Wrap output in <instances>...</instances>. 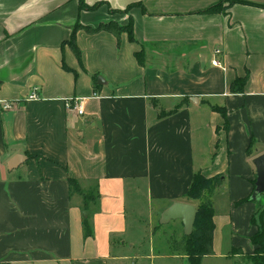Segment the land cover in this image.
<instances>
[{"label":"crops","instance_id":"0c3cea01","mask_svg":"<svg viewBox=\"0 0 264 264\" xmlns=\"http://www.w3.org/2000/svg\"><path fill=\"white\" fill-rule=\"evenodd\" d=\"M83 1L101 4L0 0V99L16 101L0 111V264H125L128 210L140 224L139 199L156 202L158 215L185 201L196 171L219 175L213 192L227 195L221 212L214 207L211 255L251 253L257 206L236 203L251 193L252 159L264 152V0L217 13L206 9L219 0ZM129 19L133 40L86 29ZM236 77L245 81L232 92ZM34 87L38 98L28 99ZM71 96L86 99L82 115L65 107ZM68 177L98 188L86 215Z\"/></svg>","mask_w":264,"mask_h":264},{"label":"trees","instance_id":"16d2710c","mask_svg":"<svg viewBox=\"0 0 264 264\" xmlns=\"http://www.w3.org/2000/svg\"><path fill=\"white\" fill-rule=\"evenodd\" d=\"M235 1L237 0H219L218 3L208 7L206 11L211 13H217L218 11L225 10V8L228 5L233 4V2ZM78 2L80 9H89V10H94L98 7L99 4H101L100 1H98L93 5H87L83 0H78ZM223 3H226V5H223ZM131 5L132 4L126 6L125 10L121 12H127L129 6ZM115 10L116 9H113L111 10V12ZM87 27L89 26H86V29H88L89 31H98L100 28H103L108 31H111L113 34L116 35L121 31H125L130 40L134 39L132 33L133 23L131 22L130 19L128 20L126 25H118L117 23L105 22V23H100L99 26L95 28L89 27L90 28L89 29ZM72 36H73V32L70 37L71 40L70 43L72 45V49L74 53L77 54V56H79L78 48L74 43V41L72 40L73 38ZM135 56L138 64L142 65L143 64L142 50L136 51ZM244 81H245L244 77L242 78L236 77L234 81L230 84V90L232 92L241 90ZM215 109L219 110V112L222 114L224 118L222 125L225 129H227L228 125H227L226 111L223 108L222 109L215 108ZM252 145H253V140L251 139L250 145L248 147V153ZM67 181H68L69 195L71 196L74 193L78 194L81 197V202L83 204L84 209L86 210L89 209L91 203L92 206L97 205V201L99 198L98 188L94 187V189L86 191L81 188L76 178L68 177ZM220 184L221 181L219 175L205 177L200 171H196L193 173L192 179L189 184V188L187 189L184 196L185 201H192L195 202L196 204L197 210L195 213L196 216L192 226V232L189 235H187L182 231L179 240H174L173 238L171 239L172 241L171 244L177 246L179 252L181 251L182 254H184L186 261H188V264H201L202 257L210 256L211 254L214 253L213 245H212L213 231H214L213 230L214 206L211 196L213 190L216 189L218 186H220ZM253 188H254V184H253ZM262 195L264 196V192L262 193ZM249 196L240 199L236 203L238 205L239 203L245 201L258 202L256 210L253 213V216L249 220L250 225L252 224L254 225V223H256L257 225V230L254 231V233L250 236V243L254 247L251 253H244V255L250 261V264H264V228L262 223V219H263L262 211L264 210V202H260L258 200H251L249 199ZM83 234L85 236L91 234L88 218L83 219ZM229 253L236 254L243 252L240 247L239 248L232 247Z\"/></svg>","mask_w":264,"mask_h":264},{"label":"rangeland","instance_id":"374dc122","mask_svg":"<svg viewBox=\"0 0 264 264\" xmlns=\"http://www.w3.org/2000/svg\"><path fill=\"white\" fill-rule=\"evenodd\" d=\"M226 196L225 191L219 192L216 190L213 192L211 198L216 211L221 212L225 208ZM254 202L257 206L258 202ZM156 204V202L152 201L151 204L146 205L145 202L139 199L135 210L141 212L139 216H146L145 218L143 217L144 219L140 224H136L133 219L135 214L131 210H128L127 220L129 222V230L127 231L126 238L134 242V248H126V253L128 254L129 252V256L121 260L125 264H188L184 254L181 251L179 252L177 246L171 244L172 238L179 240L182 233V225L178 220H170L167 223L159 225L158 210L160 207L155 206ZM148 207L151 209L154 207L153 211L150 210L152 213L150 217H147ZM85 211L87 212L88 210ZM229 248L225 247L219 253L224 256L217 253L215 255L204 256L201 259V264H250L244 253L230 254Z\"/></svg>","mask_w":264,"mask_h":264},{"label":"water","instance_id":"95a60500","mask_svg":"<svg viewBox=\"0 0 264 264\" xmlns=\"http://www.w3.org/2000/svg\"><path fill=\"white\" fill-rule=\"evenodd\" d=\"M101 77L98 78V82H100ZM21 155L15 154L8 160L7 167L9 169L15 166L18 158ZM252 163L254 165V169L256 170V176L254 179V188L251 192L249 199L258 200L260 202H264V196L262 193L264 192V152L256 155L252 159ZM196 206L194 204L185 202V201H174L170 205H168L162 212L159 214V224H164L169 222L170 220H181L182 223V231L189 235L192 232V226L195 219ZM86 211L84 215H86Z\"/></svg>","mask_w":264,"mask_h":264},{"label":"built area","instance_id":"2783aa9c","mask_svg":"<svg viewBox=\"0 0 264 264\" xmlns=\"http://www.w3.org/2000/svg\"><path fill=\"white\" fill-rule=\"evenodd\" d=\"M220 50H215L214 53L219 54ZM212 65H216V66H222L220 61L214 59L211 61ZM28 99H37L38 95H37V88H33L32 90H30L29 94L27 95ZM65 107L69 110H73L74 112H76V114L78 115H82L83 114V110H84V104L86 99L83 97H75V96H71L69 98H65ZM16 103L15 100H7V99H0V111H6L8 109H10L14 104Z\"/></svg>","mask_w":264,"mask_h":264}]
</instances>
